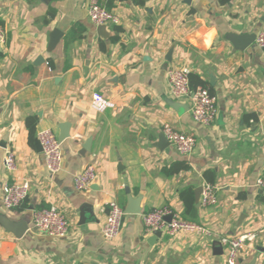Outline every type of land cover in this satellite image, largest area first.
<instances>
[{"label":"crops","instance_id":"1","mask_svg":"<svg viewBox=\"0 0 264 264\" xmlns=\"http://www.w3.org/2000/svg\"><path fill=\"white\" fill-rule=\"evenodd\" d=\"M100 2L119 25L92 24L88 0H0V218L28 225L18 239L0 223V264H226V250L214 241L148 233L143 224L145 214L164 207L190 221L180 194L208 183L207 171L216 175L218 204L205 209L195 201L191 221L218 238L256 233L237 264H264V192L256 187L264 178V48L255 42L264 33V0ZM55 29L63 37L49 52ZM173 67L214 89L212 126L194 122L189 101L171 98ZM95 93L110 104L104 112L92 108ZM30 117L37 119L32 139ZM164 123L195 134L191 157L164 140ZM65 124L61 171L51 176L38 134L49 129L59 139ZM8 152L16 156L12 173ZM179 161L190 169L162 173ZM88 164L97 179L78 191L74 177ZM25 181L26 201L6 209L4 185ZM111 202L126 215L120 236L107 242L102 227ZM50 206L68 220L63 238L34 228L35 211Z\"/></svg>","mask_w":264,"mask_h":264},{"label":"built area","instance_id":"2","mask_svg":"<svg viewBox=\"0 0 264 264\" xmlns=\"http://www.w3.org/2000/svg\"><path fill=\"white\" fill-rule=\"evenodd\" d=\"M88 16L92 24L96 26L119 25L120 18L111 10L104 7L100 0H88ZM4 40V31L0 26V41ZM256 45L264 48V33L256 37ZM167 80L170 87V96L176 102L189 101L190 112L194 122L210 127L218 116V99L207 88L198 87L195 91L190 86V71L187 68L173 67L167 71ZM110 104L103 95L95 93L92 97V108L98 112H104ZM162 133L174 151L182 157H191L197 147V139L194 133H184L176 130L170 123H164ZM38 141L42 147L46 168L51 176L61 171L62 151L61 143L52 130H43L38 134ZM4 165L8 172L17 169L16 156L8 152L4 158ZM97 179V171L94 165L88 164L74 177V185L78 191L88 190ZM256 187L264 192V178H258ZM3 204L6 209L13 210L20 207L30 194L28 182L6 184L3 188ZM218 204L217 190L212 184L206 183L200 196L199 205L202 208H212ZM125 210L116 202L108 205V213L102 227V235L105 241L113 242L121 234ZM172 216L170 222L166 217ZM143 224L148 233H165L175 236L179 233L195 235L206 238L215 243L218 242L226 252V264H237L238 259L245 251L249 242L257 239L256 233L245 234L240 237L223 236L216 237L205 225L183 219L170 208H158L143 216ZM34 228L41 234L53 238H63L69 233V223L65 214L56 206L41 208L34 213Z\"/></svg>","mask_w":264,"mask_h":264},{"label":"trees","instance_id":"3","mask_svg":"<svg viewBox=\"0 0 264 264\" xmlns=\"http://www.w3.org/2000/svg\"><path fill=\"white\" fill-rule=\"evenodd\" d=\"M222 3H227L230 0H221ZM110 10V9H108ZM49 17H53V14L49 13ZM190 86L191 90L195 91L198 87L208 88L210 93L215 95V91L212 87L209 86V84L201 79L200 76L195 74H190ZM26 125L30 134V138L32 139L33 136L36 133V125H37V119L30 117L26 120ZM190 167L186 162H175L170 167L165 168L162 173L166 177H171L175 174H178L181 171H187ZM204 178L208 183L214 184L216 181V175L213 172L207 171L204 174ZM180 197L182 198V201L184 202L185 206V217H191V220H195V217L197 216V210H196V204H195V198H194V192L192 189H186L183 190L180 194ZM190 220V221H191ZM192 222V221H191Z\"/></svg>","mask_w":264,"mask_h":264},{"label":"water","instance_id":"4","mask_svg":"<svg viewBox=\"0 0 264 264\" xmlns=\"http://www.w3.org/2000/svg\"><path fill=\"white\" fill-rule=\"evenodd\" d=\"M62 37H63V34L58 29H55L50 34V43H49V48H48L49 52H53L55 50V48L59 44ZM171 56L172 55L170 52L166 57V60L168 63H170L172 61ZM38 62H42V58H39ZM211 84L213 86L215 85V81H214V79H212V77H211ZM60 129H61V134H60V137L58 140L60 143H62L64 140L68 139L70 136V133H69L70 125L69 124L62 125L60 127ZM163 137H164V135H163ZM164 140H166L165 137H164ZM168 144H169V142H168ZM202 192H203V187H199L194 191L195 201H196L198 206H199L200 196H201ZM125 213H126V210H125ZM171 219H172V216L166 217V220L168 222H170ZM0 223L8 232L14 234L16 236V238H18V239L22 238L25 235V233L28 231V225L25 222H13V221L8 220L6 217H1ZM156 234H161V233L158 232ZM215 244L220 245L218 242H216Z\"/></svg>","mask_w":264,"mask_h":264}]
</instances>
